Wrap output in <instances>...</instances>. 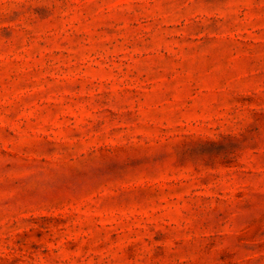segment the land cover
<instances>
[{"label": "rangeland", "instance_id": "1", "mask_svg": "<svg viewBox=\"0 0 264 264\" xmlns=\"http://www.w3.org/2000/svg\"><path fill=\"white\" fill-rule=\"evenodd\" d=\"M0 264H264V0H0Z\"/></svg>", "mask_w": 264, "mask_h": 264}]
</instances>
